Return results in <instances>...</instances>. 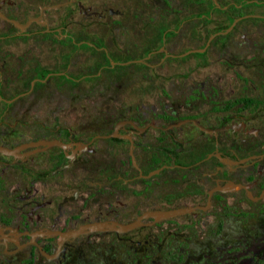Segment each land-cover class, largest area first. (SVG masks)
Wrapping results in <instances>:
<instances>
[{
    "label": "flooded vegetation",
    "instance_id": "flooded-vegetation-1",
    "mask_svg": "<svg viewBox=\"0 0 264 264\" xmlns=\"http://www.w3.org/2000/svg\"><path fill=\"white\" fill-rule=\"evenodd\" d=\"M77 6L86 17H101ZM46 11L39 8L38 20L14 35L56 38L51 43L65 68L34 65L25 86V70L0 60V126L10 113L26 112L54 76L70 84L98 79L105 63L78 78L66 72L82 48L104 52L112 66L103 41L78 38L69 26L49 21ZM164 44L133 63L147 67L146 60L161 52L149 64L160 65L164 55L171 57ZM215 93L193 91L211 106L141 105L134 116L109 110L108 120L87 122L74 115L61 120L76 107L56 102L53 92L44 106L50 119L30 121L17 132L15 120L13 142H0L16 151L4 164L17 173L5 190L0 178V264H264V129L255 123L264 99L241 93L220 104ZM176 209L187 211L146 216ZM135 221L125 232L85 228Z\"/></svg>",
    "mask_w": 264,
    "mask_h": 264
},
{
    "label": "rangeland",
    "instance_id": "rangeland-1",
    "mask_svg": "<svg viewBox=\"0 0 264 264\" xmlns=\"http://www.w3.org/2000/svg\"><path fill=\"white\" fill-rule=\"evenodd\" d=\"M1 1L2 14L18 22H24L27 17L34 18L41 7H52L45 12L49 21L69 26L78 38L88 36L103 41L111 53L110 65H113L109 67L106 64L94 81L70 84L57 76L49 79L41 87L46 91L31 100V107L26 112L7 116L6 122L0 126V133H4L0 135V142H13L17 133L10 134L9 129L15 120H18L17 132L30 121L50 119L44 106L48 104V94L53 92L58 94L52 96L56 102L62 103L65 99L76 107L74 113L61 117V120H69L74 115L75 121L87 122L108 120L109 110L121 112L126 117L134 116L136 107L141 105H166L171 109L177 105L183 109L212 105L208 97L193 95L194 90H215L213 98L221 99L220 104L241 93L264 99V6L241 9V15L252 16L238 21L226 34L213 37L206 50L198 56V53H185L190 49L203 48L209 36L227 24L234 12H222L221 8L228 9L235 0H213L218 9L210 15L207 13L211 0ZM77 2L101 17H86ZM165 28L175 31L165 40L163 47L171 57L164 55L161 64L152 67L149 64L157 63L161 52L146 60L147 67L133 63L139 62L138 57L158 44ZM14 33L13 27L0 19V60H4L5 67L19 66L18 71L25 70V76L37 64L55 71L65 68L66 64L60 59V49L51 43L53 38L37 33L28 37L15 36ZM97 60L98 66L93 65ZM103 63L100 54L82 48L73 56L66 72L78 78L95 73ZM28 77L25 86L28 85ZM11 87L16 91L21 88L17 84ZM5 98H8V93ZM255 123L264 129V106L255 112ZM185 128L189 130V126ZM144 151L150 153L151 146L148 145ZM5 162H9L7 157L0 155V178L4 190L13 183L17 174ZM3 192L0 190V200L4 197Z\"/></svg>",
    "mask_w": 264,
    "mask_h": 264
},
{
    "label": "water",
    "instance_id": "water-1",
    "mask_svg": "<svg viewBox=\"0 0 264 264\" xmlns=\"http://www.w3.org/2000/svg\"><path fill=\"white\" fill-rule=\"evenodd\" d=\"M216 4V3H215ZM44 9L46 10H49V9H52V7H44ZM249 16H252V15H243V16H240L238 18H235L231 24L223 31H220V32H217L213 35H211L207 42L205 43L204 47L203 48H199V49H190L189 51H187L185 53V55L187 54H190V53H202L204 52V50L206 49V47L208 46V43L209 41L215 37L216 35H223V34H226L227 32H229L230 30H232V28L235 26V24L246 18V17H249ZM0 19L11 24L12 26H14L15 28L17 29H20V30H24V28L33 20V21H37L38 18H33V19H30L28 20L26 23H21V22H18L17 20L15 19H12V18H8L6 17L4 14H2L0 12ZM181 56H184V54H182ZM113 65V64H112ZM44 144H47V145H53V144H58V142H42ZM16 151L15 150H11V149H8V148H5V147H1L0 146V153L2 155H12L14 154ZM187 210L186 209H176V210H164V211H157L155 213H148L146 214V216H152L154 218H167V217H172V216H176V215H180V214H183L185 213ZM138 221H135V222H132L130 224H126V225H107L106 223H97V224H90V225H86L85 228L89 229L90 231H95V230H101L103 228H107L109 230H113V231H118V232H125V231H128V230H131L133 227H135L137 225Z\"/></svg>",
    "mask_w": 264,
    "mask_h": 264
},
{
    "label": "trees",
    "instance_id": "trees-1",
    "mask_svg": "<svg viewBox=\"0 0 264 264\" xmlns=\"http://www.w3.org/2000/svg\"><path fill=\"white\" fill-rule=\"evenodd\" d=\"M251 6H264V1L258 3L255 0H235V2L228 7V9H224L222 7L221 8V11L222 12H227V11H230L231 10V11L234 12V15L228 18L227 24L223 28H221L219 31L225 30L231 24V22L235 18H238V17L242 16L241 13H240V10L241 9H244V8H247V7H251ZM215 9H218L217 8V5L215 4V2L213 0H211V2L209 4V9H208L207 15H210L211 12L213 10H215ZM201 15H203V14H200V16ZM12 27H13L14 31L16 32L17 31V28H15L14 26H12ZM166 32H168V35H165ZM174 33H175L174 30H167V28L163 29V31L161 33L162 36H161L160 40L158 41V44L154 47V50L159 49L163 45V43L165 42V40L168 39L170 36L174 35ZM53 40H56V38L53 39ZM99 54H100L102 60L104 61V63L105 64H109V59L107 58V56L105 55V53L101 51ZM197 55L200 56L202 54L198 53ZM42 77H44V74L42 75ZM66 82H69V81L66 80ZM247 103L249 104L250 102H247Z\"/></svg>",
    "mask_w": 264,
    "mask_h": 264
}]
</instances>
